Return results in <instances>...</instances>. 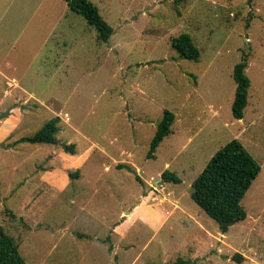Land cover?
I'll list each match as a JSON object with an SVG mask.
<instances>
[{
	"label": "rangeland",
	"instance_id": "374dc122",
	"mask_svg": "<svg viewBox=\"0 0 264 264\" xmlns=\"http://www.w3.org/2000/svg\"><path fill=\"white\" fill-rule=\"evenodd\" d=\"M90 1L113 29L106 43L63 0H0V228L26 264H264V0ZM182 32L196 61L170 46ZM240 61L249 87L235 119ZM164 110L171 132L147 157ZM54 116L55 143L18 142ZM233 138L260 171L245 218L223 231L190 186ZM164 170L180 181L157 186ZM141 196L169 212L159 229L136 219L109 235Z\"/></svg>",
	"mask_w": 264,
	"mask_h": 264
},
{
	"label": "trees",
	"instance_id": "16d2710c",
	"mask_svg": "<svg viewBox=\"0 0 264 264\" xmlns=\"http://www.w3.org/2000/svg\"><path fill=\"white\" fill-rule=\"evenodd\" d=\"M67 7L81 16L88 26L95 29L98 42L106 43L112 34V27L101 17L97 7L90 0H63ZM170 46L181 58L196 61L199 50L192 42L189 34L182 32L171 38ZM243 60V59H242ZM246 62L240 61L233 66L232 78L235 83L234 96L231 103V114L235 119H241L247 104L249 78L245 73ZM174 114L164 110L161 119L156 124L146 156L152 157L161 140L171 132ZM58 116L48 119L34 134L22 136L18 142L55 143L58 132ZM63 148L74 153L71 143L63 144ZM131 166L117 164V167ZM260 165L253 159L242 143L233 138L227 141L207 161L203 169L193 179L190 186L191 199L210 218L215 220L221 229L245 218V211L240 201L245 191L258 175ZM69 177L72 173L68 174ZM163 182H179L173 172L164 170L160 174ZM136 178L139 177L136 175ZM240 254L234 258L240 261ZM0 264H26L18 252L13 238L0 228ZM171 264H193L190 259L177 257Z\"/></svg>",
	"mask_w": 264,
	"mask_h": 264
},
{
	"label": "crops",
	"instance_id": "0c3cea01",
	"mask_svg": "<svg viewBox=\"0 0 264 264\" xmlns=\"http://www.w3.org/2000/svg\"><path fill=\"white\" fill-rule=\"evenodd\" d=\"M165 165H167V163H165ZM70 173H72L71 177H73V179H76L79 176L78 172L76 171L70 172ZM164 189L165 191L160 190L161 191L160 194H162L163 196L167 198L165 192H170L169 194H171L172 192L170 190H166V188ZM149 198H150L149 199L150 201H147L146 197L143 198V196H141L137 204L136 202H134L132 206L127 208V210L121 211L120 215L123 214L124 216L120 217V221L114 223L113 227L109 231V235L114 234V235H118L119 237H121V235L124 236L125 232L128 231L129 226L132 223H134L136 219H138L142 223H145L146 225H150L151 229H153L154 231L158 230L165 220L164 214L169 213V212H167V210L164 209L162 211L164 213L163 214L161 210L159 209V204L161 202L152 201L151 196H149ZM175 204L176 203L173 202L174 207H175ZM73 233L77 235H85L77 230L73 231L72 234Z\"/></svg>",
	"mask_w": 264,
	"mask_h": 264
},
{
	"label": "built area",
	"instance_id": "2783aa9c",
	"mask_svg": "<svg viewBox=\"0 0 264 264\" xmlns=\"http://www.w3.org/2000/svg\"><path fill=\"white\" fill-rule=\"evenodd\" d=\"M157 181H162V180H161V179H159V180H156L155 184H158V183H157ZM157 186H160V187H161V186H162V184L160 183V184H158ZM157 186H156V187H157Z\"/></svg>",
	"mask_w": 264,
	"mask_h": 264
},
{
	"label": "water",
	"instance_id": "95a60500",
	"mask_svg": "<svg viewBox=\"0 0 264 264\" xmlns=\"http://www.w3.org/2000/svg\"><path fill=\"white\" fill-rule=\"evenodd\" d=\"M126 213V212H125ZM222 230V229H221Z\"/></svg>",
	"mask_w": 264,
	"mask_h": 264
}]
</instances>
